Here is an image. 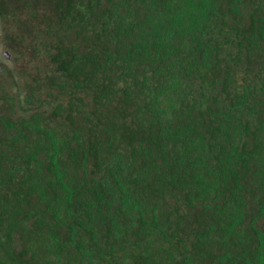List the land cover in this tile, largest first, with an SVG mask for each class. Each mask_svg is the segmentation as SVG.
Returning a JSON list of instances; mask_svg holds the SVG:
<instances>
[{
  "label": "trees",
  "instance_id": "1",
  "mask_svg": "<svg viewBox=\"0 0 264 264\" xmlns=\"http://www.w3.org/2000/svg\"><path fill=\"white\" fill-rule=\"evenodd\" d=\"M0 13V264H264V0Z\"/></svg>",
  "mask_w": 264,
  "mask_h": 264
},
{
  "label": "flooded vegetation",
  "instance_id": "2",
  "mask_svg": "<svg viewBox=\"0 0 264 264\" xmlns=\"http://www.w3.org/2000/svg\"><path fill=\"white\" fill-rule=\"evenodd\" d=\"M1 2H2V0H1ZM10 6H11V3H10ZM10 20H12V18L6 16L7 22L4 23V17L0 13V71L2 70L3 73H4L5 66L8 67L6 69L7 72L8 71H10L11 73L14 72V69L12 67L13 55L11 52H9V50H10L9 48L8 49L5 48V47L11 45L10 41H9V35H7L6 38L4 37L5 36L4 35V27L7 25V28H8V23Z\"/></svg>",
  "mask_w": 264,
  "mask_h": 264
}]
</instances>
